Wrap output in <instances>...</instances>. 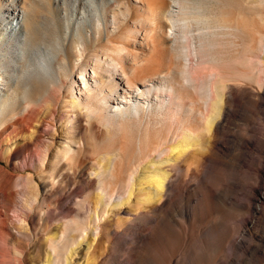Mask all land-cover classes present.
Returning a JSON list of instances; mask_svg holds the SVG:
<instances>
[{"label":"bare ground","instance_id":"obj_1","mask_svg":"<svg viewBox=\"0 0 264 264\" xmlns=\"http://www.w3.org/2000/svg\"><path fill=\"white\" fill-rule=\"evenodd\" d=\"M133 2L138 6L139 17L132 19L131 6L127 1L112 0L107 18L91 24L95 36L104 34L106 45L94 56L90 72L85 63L77 66L83 53L89 49L88 31L84 30L76 37L70 36L79 85L69 80L63 54L54 68L57 83L65 81V107L67 112L75 115L77 130H82L84 125L81 122L87 120L88 125L98 132V137L92 138L89 145L98 148L97 153L103 155L94 161L89 172L91 185L96 191L93 200L85 196L78 202L88 213L86 222L71 221L65 224L67 227L60 236L48 239L47 264H68L67 259L72 258L70 252L80 244V240H84L88 233L98 237L104 223L109 221L110 208L130 205L132 194L136 197V204L146 205L138 208L139 215H135L134 219L150 225L147 229L141 227V235L145 238H138L129 229H124L121 231L124 238L120 239L125 246L128 240L132 244L141 241V252L134 247L127 252L142 255V262L152 264L148 249L158 243L159 233L157 223L150 222L151 211L161 203L162 206L164 203H176L177 199L173 200L169 194L176 183L178 188L185 189V218L191 214L188 207L200 194L197 187L200 176L214 166L218 156L224 155L215 150L214 133L219 124L218 117L227 116L231 97H242L238 88L243 85L228 84L230 78L242 77L247 84L246 81H256L264 69L259 66H263L264 38L252 39L249 35V42L240 40L242 35L246 37V31L237 22L235 0ZM260 2L264 3V0ZM37 10L50 14L42 2L28 0L26 5L6 9L9 14L2 19L5 31L10 30V34L6 39L0 38V76L4 74L3 69L20 76L17 74L11 95L2 98L0 93V107L7 106V102L11 101L7 114L0 115V153H3L2 143L6 145V153H19L36 147V139L43 132L40 108L44 95V68L37 46L43 36L54 32L47 27L44 31L38 28ZM130 19L133 28L127 27L119 41H112L111 29L126 26ZM49 21H52L54 30L60 26L57 20L50 18ZM135 35L141 36L138 46L145 48L144 54L139 55L134 50L137 46ZM12 39L16 40L15 48H12ZM160 40L173 55L174 67H165L163 57L158 56ZM99 41V37L94 38L92 46ZM31 53L37 54L38 59L34 57L33 60ZM233 74L236 76L231 77ZM236 86L237 89L234 88ZM253 96L246 98L253 101ZM174 142L176 145L171 147ZM73 144L78 146L77 149H73ZM87 145L75 141L69 132L67 142L57 147L54 154H49L50 146L34 150L32 158L39 165L48 159L52 163L50 174L44 170L38 174V171V177L42 174L41 182H49L54 187L56 177L63 179L61 167L56 168L60 162H64L62 168L74 173L71 165L76 152ZM184 164L187 166L185 179L177 178ZM31 166L36 170L33 162ZM144 170L148 175L140 177L139 171ZM24 179L30 189L36 188L31 175ZM141 185H144L143 191H136L142 192V197H138L139 192H135L136 195L133 192ZM35 192L32 190L30 195L32 204L36 202ZM254 195L258 199L263 197L264 184ZM157 215L163 223L168 221L164 216L168 215L166 212L161 211ZM9 220L0 211V264L9 263V247L16 235L23 233L26 221L21 215L17 216L19 224Z\"/></svg>","mask_w":264,"mask_h":264},{"label":"rangeland","instance_id":"obj_2","mask_svg":"<svg viewBox=\"0 0 264 264\" xmlns=\"http://www.w3.org/2000/svg\"><path fill=\"white\" fill-rule=\"evenodd\" d=\"M36 1L42 2L50 13L36 11L35 15L40 26L38 28L42 29L41 31L51 29L54 33L43 36L41 44L37 46L44 68L42 72L44 95L40 108V119L44 126L42 134L36 139V147L33 146L19 153H6L4 151L6 145L1 144L3 153H0V211L7 215L13 224L18 223V215L26 220L23 224V233L17 234L12 246L9 247L8 264H47L48 239L60 236L65 231L67 223L71 221L86 222L88 213L78 202L85 196L93 200L96 191L91 185L89 172L94 161L103 155V153H97L98 148L89 145L92 138L98 137V132L88 125L87 120L81 122L84 125L82 130H77L75 115L67 112L65 107L66 94L63 87L65 81L61 80L62 83H57L54 68L63 54L66 57L69 80L77 82V66L81 63H85L87 71L90 72L94 56L100 53L101 47L106 45L104 34L95 36L90 26L98 19L107 18L108 7L112 0ZM125 1L131 6L132 19L139 17L138 6L133 0ZM27 2L28 0H0V34L4 33L0 37L2 40L10 34V30L5 31L2 24V19L9 14L6 9L11 6L26 5ZM235 12L237 22L246 31V37L241 36L242 42H249L250 36L252 39L264 38L263 2L235 0ZM50 18L57 20L60 24L55 28L56 30L52 27ZM132 19L127 21L126 26H121L119 29L113 30L109 25L112 41H119V37L127 27L133 28ZM84 30L88 31L89 49L83 53L80 61L78 60L77 66H74L75 58L72 51L73 45L69 42L70 36L76 37L85 32ZM97 37L100 38L99 43L92 46L93 39ZM15 39L11 41L12 48L17 47ZM135 40L137 46L134 50L139 55L144 54L145 48L138 46L141 43V36L135 35ZM159 43L158 56L163 57L162 62L165 67H174L173 55L165 49L161 40ZM30 55L33 60L34 57L38 59L37 54ZM262 65L259 66L264 68V59ZM261 68L259 69L262 70ZM3 71L4 74L0 76L2 98L11 95V88L17 74L20 76L19 73L9 72V69H3ZM234 76L236 75L233 74L231 77ZM257 78L256 81L261 82L257 85L255 80L246 81L247 84H245L242 77L230 78L231 81L228 84L243 85L238 88L242 97L238 99L231 97L227 116L223 118L219 115L218 117L219 124L214 133L217 143L215 150L224 155L218 156L214 166L200 176L197 187L201 195L199 194L197 199L189 204L191 214L185 218V189L178 188L176 183L169 192L173 200L177 199L176 203L174 205L164 203L163 206L161 203L151 211L153 214H151L150 222L157 223L159 233L158 243L152 244L148 249L152 264H264V195L261 199L254 195V192L264 184V69ZM236 79L239 81H235ZM259 85H262L261 89L259 87L260 90L257 89ZM234 88L237 89V86ZM75 91L73 93L77 94ZM248 95H254L253 101L246 98ZM10 106L11 101H8L7 106L0 107V115L7 114ZM68 110L73 112L71 109ZM69 132L75 141L89 146L76 152L71 165L74 173L65 167L62 168L64 162H60L56 168L61 167L63 179L56 177L53 180L54 187L49 182L42 183V174L38 177L37 173L39 171L38 174H40V171L44 170L50 174L51 159L39 165L37 160H33L35 153L32 152L50 146L49 154H54L57 147L67 142ZM185 142L188 140L185 139ZM175 145L174 142L170 146ZM77 147L73 144V149ZM225 147L229 149L224 150ZM32 162L37 171L32 168ZM186 167L184 164L177 178L185 179ZM27 175L33 177L32 184L36 188L30 189L25 184L28 183L24 179ZM138 175L143 177L148 174L144 170L139 171ZM192 183L189 182V184ZM143 188L144 185L136 187L134 195L140 190L143 191ZM32 190L36 191V202L33 204L29 200ZM27 195L29 197H26ZM132 195L130 205L110 208L109 221L104 223L98 237L94 238L88 233L84 240H80V244L70 252L72 258L67 259L68 264H129L131 261L146 264L141 261L142 255L127 252L130 247L141 252V241L132 244L128 240L125 246L120 239L124 238L121 234L124 229H129L138 238H145L141 235V227L147 229L150 225L146 221L139 222L134 219L135 215H139L138 208L146 205L136 204V197ZM140 195L142 197V192H139L138 197ZM255 208L257 210L253 211ZM161 211L168 214L164 215L168 219L166 223L158 218L157 214ZM182 213L183 217L180 216ZM177 222L180 224L176 225ZM12 232L17 233L16 230Z\"/></svg>","mask_w":264,"mask_h":264}]
</instances>
